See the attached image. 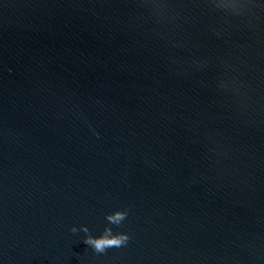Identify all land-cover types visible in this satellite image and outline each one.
Listing matches in <instances>:
<instances>
[{"label":"water","instance_id":"water-1","mask_svg":"<svg viewBox=\"0 0 264 264\" xmlns=\"http://www.w3.org/2000/svg\"><path fill=\"white\" fill-rule=\"evenodd\" d=\"M0 264H264V0H0Z\"/></svg>","mask_w":264,"mask_h":264},{"label":"clouds","instance_id":"clouds-1","mask_svg":"<svg viewBox=\"0 0 264 264\" xmlns=\"http://www.w3.org/2000/svg\"><path fill=\"white\" fill-rule=\"evenodd\" d=\"M123 218H124V214L117 212L114 215L109 216L108 220L112 223H119ZM125 239L126 237L123 236L110 237L106 231L105 236L101 237L100 239L93 240L89 238L87 242L94 245V247L98 251H103L106 247L119 246Z\"/></svg>","mask_w":264,"mask_h":264}]
</instances>
